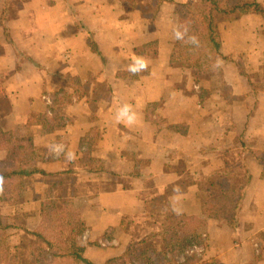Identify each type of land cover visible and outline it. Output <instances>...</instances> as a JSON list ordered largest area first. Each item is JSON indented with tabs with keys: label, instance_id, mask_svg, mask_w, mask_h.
Returning <instances> with one entry per match:
<instances>
[{
	"label": "crops",
	"instance_id": "obj_1",
	"mask_svg": "<svg viewBox=\"0 0 264 264\" xmlns=\"http://www.w3.org/2000/svg\"><path fill=\"white\" fill-rule=\"evenodd\" d=\"M191 1L0 0V161L42 171L27 180L84 224L94 264L140 239L160 198L194 237L169 264H264V20L219 22L223 63L196 72L170 59Z\"/></svg>",
	"mask_w": 264,
	"mask_h": 264
},
{
	"label": "trees",
	"instance_id": "obj_2",
	"mask_svg": "<svg viewBox=\"0 0 264 264\" xmlns=\"http://www.w3.org/2000/svg\"><path fill=\"white\" fill-rule=\"evenodd\" d=\"M247 13H258L264 20V3L258 0H193L179 5L175 28L183 25L187 34L183 41L176 39L171 62L196 72H212L216 58L222 59L219 22L235 23ZM188 37H196L198 44L188 42ZM3 149L8 148L0 127V151ZM14 157L19 159L18 154L9 152L4 162L0 161V177L3 178L0 183V264H94L87 258L79 240L85 230L84 224L75 219L69 209L57 207L48 193L42 196L39 189L32 193L26 180L42 171L25 164L24 158L10 165ZM34 204L39 205L37 216L26 212V208ZM3 206H11L17 213L9 223L3 219ZM180 224L184 222L178 220L164 230L148 232L150 239L160 235L161 242L156 247L151 245L143 249V241L147 238H140L104 264L171 263L177 253L176 247L186 249L194 240L192 234L178 228Z\"/></svg>",
	"mask_w": 264,
	"mask_h": 264
},
{
	"label": "rangeland",
	"instance_id": "obj_3",
	"mask_svg": "<svg viewBox=\"0 0 264 264\" xmlns=\"http://www.w3.org/2000/svg\"><path fill=\"white\" fill-rule=\"evenodd\" d=\"M16 154L19 155V159L21 160V158H24V154H20L19 152H17ZM19 159L17 158H11V161H10V165L11 164H14L15 161H18ZM1 162H4L1 161ZM42 184V186L46 185L47 183L42 180L41 178H38V179H28L27 182H26V185H27V188L31 189V192H35L37 189H39V184ZM40 189L42 190V192L44 193H51L50 189L47 188V187H41L40 186ZM39 205L38 204H34L33 206L31 207H28L26 208V212L27 213H32L33 215H36L37 216V211L39 209L38 207ZM148 209L152 210L153 213V216L152 218H150V216L148 217V221H147V224L145 225V228H143L141 231H140V234H141V239L143 238H147V241H143V249H147L148 247H151V245H156L160 244L161 242V237L160 235H154V237L152 239H150V237L148 238V232L150 231H153V233H156L157 230H164L166 228L167 225H173V224H177L178 220H180L182 218V214H183V211L184 209L180 208L181 209V213L180 214H176L171 206L168 204V202L164 201V198H160V199H153L152 202L148 205ZM2 211H3V219L5 222H10L11 221V218H13V215H17V213L13 210V208L11 206H3L2 208ZM183 223V222H182ZM184 224H180L178 225V228H181L180 230H184L183 228ZM162 232V231H161ZM147 256H148V253H147ZM79 263V262H78Z\"/></svg>",
	"mask_w": 264,
	"mask_h": 264
},
{
	"label": "clouds",
	"instance_id": "obj_4",
	"mask_svg": "<svg viewBox=\"0 0 264 264\" xmlns=\"http://www.w3.org/2000/svg\"><path fill=\"white\" fill-rule=\"evenodd\" d=\"M186 34H187V28L184 27L183 25H178L173 32L174 38L181 41L185 39ZM188 42L193 44H198V40L196 37H188ZM222 63H223L222 60L219 57H217L214 63L212 64V70L213 71L218 70L221 67ZM147 68H148V64L146 59L142 56H136L132 59L131 63L128 65L127 70L131 75H137L141 72L146 71ZM115 120L117 123H124L125 125L131 127L136 123L137 114L133 110V106L131 104L125 103L118 108L115 115ZM53 152L55 155L61 154L62 152H64V146L55 145L53 147ZM64 154L66 156V159L69 161H71L74 158L71 152H66ZM2 180L3 178L0 177V183H2ZM174 192L177 194V197H179L180 189L178 186L174 189ZM172 210L176 214L181 213V209L177 207L175 203H173Z\"/></svg>",
	"mask_w": 264,
	"mask_h": 264
}]
</instances>
